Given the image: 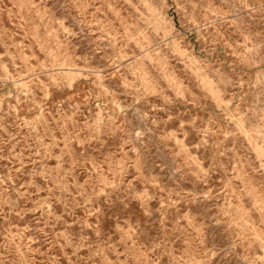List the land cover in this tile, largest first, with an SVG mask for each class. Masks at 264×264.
<instances>
[{
	"label": "rangeland",
	"instance_id": "374dc122",
	"mask_svg": "<svg viewBox=\"0 0 264 264\" xmlns=\"http://www.w3.org/2000/svg\"><path fill=\"white\" fill-rule=\"evenodd\" d=\"M0 264H264V0H0Z\"/></svg>",
	"mask_w": 264,
	"mask_h": 264
},
{
	"label": "bare ground",
	"instance_id": "6f19581e",
	"mask_svg": "<svg viewBox=\"0 0 264 264\" xmlns=\"http://www.w3.org/2000/svg\"><path fill=\"white\" fill-rule=\"evenodd\" d=\"M178 53V52H177Z\"/></svg>",
	"mask_w": 264,
	"mask_h": 264
}]
</instances>
